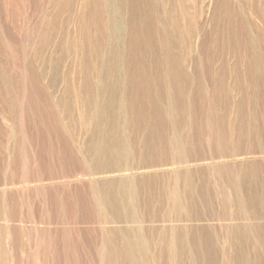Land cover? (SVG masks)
<instances>
[{"label":"rangeland","instance_id":"rangeland-1","mask_svg":"<svg viewBox=\"0 0 264 264\" xmlns=\"http://www.w3.org/2000/svg\"><path fill=\"white\" fill-rule=\"evenodd\" d=\"M58 1L0 0V264H109L104 255L103 231L110 213L87 180L79 178L91 170L81 141L94 127L87 112L101 86L93 42L96 29L86 17L80 32L76 15L82 0H74L64 11L56 9ZM239 1L235 0L239 15L229 20L237 28L239 24L246 26L248 41L238 31L235 48L227 47L228 38L221 34L225 19L212 21V1L207 0L198 20L206 44L203 50L197 47L202 43L201 32L198 43L193 40V57L210 65V72L220 63L245 65L255 59L260 63V74L252 83L242 82L240 92L229 82L227 100L214 96L209 76H205L200 94L188 100L190 109L181 117L184 124L201 131L192 133L197 136L191 143L192 152L208 158L198 167L205 169L211 190L195 210L215 216L235 212L234 192L221 188L214 169L223 159L218 156L232 153L235 146L215 137L220 120L234 118L233 107L240 98L245 111L239 117L243 130L250 127L247 116L251 114L260 146L255 156L243 161L251 162L253 171L261 175L264 164V153H260L264 152V16ZM68 40L77 41L76 51L69 49ZM140 59L139 48H125V83L133 78L132 70ZM149 106L147 98L131 105L128 120L140 125L150 120ZM243 149L256 151L250 144H244ZM237 175V170L232 171V176ZM257 184H263L262 180ZM261 195L258 188L253 202L241 209L239 219L208 223L216 232L215 245L209 246L211 254H204L205 247H194L193 254L180 258L178 264H264V233L257 230L264 227ZM223 197L229 206H221ZM186 225L195 230L206 223ZM232 225L249 227L247 238L240 240L227 234L226 227ZM158 264L169 263L165 260Z\"/></svg>","mask_w":264,"mask_h":264},{"label":"bare ground","instance_id":"bare-ground-1","mask_svg":"<svg viewBox=\"0 0 264 264\" xmlns=\"http://www.w3.org/2000/svg\"><path fill=\"white\" fill-rule=\"evenodd\" d=\"M211 1L212 21L217 17L225 19L221 34L228 38L227 47L235 48L233 43L238 31L248 41L246 26L239 24L237 28L229 20L239 15L235 0ZM73 2L59 0L56 9L64 11ZM239 2L256 15L264 16V0ZM207 5V0L81 1L76 17H79L81 34L86 17L96 29L93 42L98 54L96 65L101 86L87 112L94 120V127L81 141L91 170L80 174L79 178L87 180L110 213L103 231L104 255L109 264H158L165 260L178 264L180 258L193 254L194 247H205L204 254H211L209 246L214 247L216 232L209 222L239 219L241 209L253 202L258 188L262 191L259 202L264 205V164L263 171L259 169L261 175L253 171L251 162L243 161L255 156L260 146L251 114L247 116L250 127L243 130L239 117L245 111L240 98L233 107L234 118H222L215 137L216 141L235 146L232 153L226 151L218 156L220 160L223 158L221 163L214 160L218 164L214 169L221 188L234 192L235 212L215 216L195 210L211 189L205 169L198 167L208 158L195 155L191 150V143L197 138L192 133L201 131L181 119L190 109L188 100L200 94L205 76H209L214 96L227 100L229 82L240 92L241 83H252L261 70L255 59L245 65L220 63L211 72L210 65L199 62V57L194 60L193 40L196 43L203 32L198 20ZM130 34L132 39L128 40ZM205 39L203 32L202 43L197 42L200 50L206 44ZM77 45L75 40L67 41L73 51L77 50ZM127 46L139 48L141 61L132 70L133 78L125 83L124 50ZM142 98L149 100L150 120L142 125L133 124L127 118L128 108L138 105ZM135 133H139V137L133 138ZM244 144L252 145L256 151L244 150ZM236 161L241 162L234 163ZM234 170L239 175L232 176ZM261 180L263 184H257ZM220 204L229 206L225 197ZM186 223L206 225L192 230ZM248 229L232 225L226 227V233L244 240ZM257 230L264 233V227Z\"/></svg>","mask_w":264,"mask_h":264}]
</instances>
